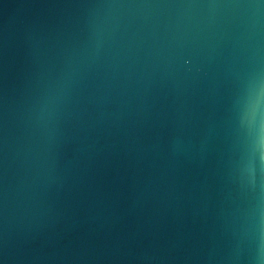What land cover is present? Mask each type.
Wrapping results in <instances>:
<instances>
[{
    "label": "water",
    "instance_id": "water-1",
    "mask_svg": "<svg viewBox=\"0 0 264 264\" xmlns=\"http://www.w3.org/2000/svg\"><path fill=\"white\" fill-rule=\"evenodd\" d=\"M0 264H264V0H0Z\"/></svg>",
    "mask_w": 264,
    "mask_h": 264
}]
</instances>
